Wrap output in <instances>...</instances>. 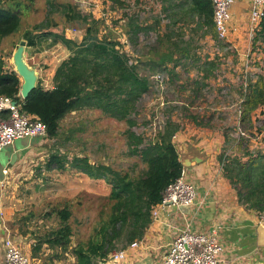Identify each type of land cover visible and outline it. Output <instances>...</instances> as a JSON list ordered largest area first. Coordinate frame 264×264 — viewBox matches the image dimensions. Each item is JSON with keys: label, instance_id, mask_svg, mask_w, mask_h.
<instances>
[{"label": "trees", "instance_id": "trees-1", "mask_svg": "<svg viewBox=\"0 0 264 264\" xmlns=\"http://www.w3.org/2000/svg\"><path fill=\"white\" fill-rule=\"evenodd\" d=\"M109 1L121 6L125 3V0ZM5 3L0 0V45L22 29L21 13L17 8H6ZM165 3L167 5L163 12L169 24L159 40L161 50L158 48L154 51L159 56L155 61L129 64V56L123 52L119 41L99 36L101 22L78 13L70 5L63 7V13L68 22H81L85 25L82 42L77 43L63 34L51 31L49 20L27 30L22 36L28 47H38L51 39L54 44H62L68 50V58L55 71L52 89L46 90L38 83L29 97L22 99L20 77L8 68L7 61L0 56V95L11 98L21 105L23 112L39 118L47 128L49 139L59 136L61 123L67 116L74 112L97 110L109 118L127 122L130 154L139 156L146 166L142 173L132 176L129 172L115 171L110 166L92 164L87 157H75L72 163L56 154L50 157L49 169L56 168L65 172L68 164L74 172L93 180H104L111 187L106 206L108 210L100 212L98 227H94L96 229L87 242L78 243L71 250L76 264H106L114 251L142 240L152 223V209L162 201L168 185L182 174L184 165L173 143V137L181 126L169 120L154 139L145 140L134 131L138 125L137 104L151 92L147 72L162 69L168 63L177 65L178 56H182V59L189 57L192 63L196 62L191 56L195 38L192 37L191 42L185 41L184 30L177 31L174 28L178 22H187V17L193 20L197 16V29L193 32H202L201 36L213 33L216 27L211 0H181L179 4L174 0H165ZM153 19L155 25L150 30L158 32L156 28L161 18L156 15ZM128 23L135 38L149 32L138 17ZM261 27L259 39L264 42V20ZM197 62V70L202 71L204 76L192 84L195 85V93L200 94L206 81L215 77L214 72L220 65L217 61L207 59L202 63L198 59ZM169 73L173 79H179L175 69ZM241 95V99H244L241 104V122L242 125H250L253 113L264 106V78L259 77L255 84L249 86L248 92H242ZM197 119L193 117L197 124L203 125ZM225 145L220 157L224 176L237 192L239 203L264 218V153L259 151L250 154V151L243 148V157L226 155V148L231 145L229 136L226 137ZM244 157H248V160L245 161ZM56 214L59 225L44 235L39 243L48 244L52 249L68 251L73 237V228L69 224L72 217L69 204L66 203Z\"/></svg>", "mask_w": 264, "mask_h": 264}, {"label": "rangeland", "instance_id": "rangeland-1", "mask_svg": "<svg viewBox=\"0 0 264 264\" xmlns=\"http://www.w3.org/2000/svg\"><path fill=\"white\" fill-rule=\"evenodd\" d=\"M4 1L6 2V8H17L22 17L21 31L12 40H8L6 44L0 46V56L5 58L7 66L14 71L13 55L20 42L23 41V34L43 22L49 20L52 24L50 26L51 31L63 34L77 43L82 42L85 35V25L81 22L70 23L67 21L63 13V7L66 5L72 6L82 15L99 20L101 22L99 32L101 38L107 37L112 40L117 38V41L120 42L123 34H126L133 55L125 48H123V52L133 61H137L138 64L149 60L155 61L159 57L154 51L160 48L159 40L164 34L156 33L158 37L156 36L154 40L149 39V35L146 33L140 34L139 38H135L128 23L129 20L131 22L136 18L137 9L134 2L141 4L142 0H125L124 5H117L119 9L126 10L122 11L119 19V21L123 19L124 23L122 24V31L118 34L113 31L115 20L112 14L113 7L110 6L111 2L109 0ZM151 32H155V30ZM201 34L202 32L194 35L195 43L192 46L194 51L191 56L196 62H189V66H187L193 69H197L198 59L202 62L205 61V56H209L207 53L210 52L208 45L201 43L200 40L204 38ZM68 53V50L62 44H54L49 39L38 47L27 46L25 59L29 65L35 67L42 74L46 69L53 67L54 70L59 66ZM170 66L173 67V64L168 63L162 69L149 72L154 74L156 71H161ZM168 74L170 81L165 94L161 95L157 91L151 90L137 104L136 118L138 119V125L134 130L137 135L145 140L154 139L158 132L154 129L159 125H154V123L151 125V123L158 116L163 118L167 116V119L176 120L180 126H185L186 123L191 122V117L195 115L204 116L206 112H208L207 116L215 113L213 118L215 123L225 121L226 125H229L234 120V114L230 111L214 112L213 109H217V106L222 102L230 106L236 104L242 98L241 91L236 89L233 92L226 93L219 90V88H215L213 91L202 90L200 94H196L195 85L192 84L191 80L186 78L176 80L173 79L170 73ZM151 75L149 74L150 77ZM183 86H186V88L183 89ZM165 102L170 103L168 108H166ZM162 104L164 106L161 108ZM227 128L232 131L230 133L231 145L226 148L227 155L243 157V148L250 151V154L259 151L264 153V148H257L255 145L257 143V140H254L256 132L251 125H242V130L247 133L248 137L240 136L238 130H234L232 125ZM128 129L127 122L114 120L97 110H84L67 116L61 123L57 138L49 139L46 137L36 147L35 152L25 156L19 164L16 162L10 167L11 172L6 175L3 192L11 226H15L14 228L20 232L26 229L25 232L31 234L33 239L37 240L38 237L42 239L44 235L57 228L59 220L56 212L63 209L65 204L68 203L72 211V217L69 220V224L73 228L71 246L87 242L96 229L94 227H98L99 223L97 222L100 219V212L103 209L108 210L106 206L111 187L104 180H93L83 174H75L67 166L68 164L66 165L68 169L66 174L56 168L49 169V159L53 154H56L72 163L75 157H87L92 164L110 166L115 171L129 172L132 176H137L146 169V166L139 156L130 154L126 133ZM38 140L39 138L19 139L12 146L0 151V171L3 167H8L9 160L12 157L11 153L14 150L25 149ZM244 160L247 161L248 157H244ZM94 191L97 194L92 193ZM46 245L49 249H52L50 245ZM52 250L54 252L49 258L58 257L59 260H62L61 264L72 263L70 252L62 251L60 253L61 250L59 251L58 248ZM247 263L257 264L252 260Z\"/></svg>", "mask_w": 264, "mask_h": 264}, {"label": "crops", "instance_id": "crops-1", "mask_svg": "<svg viewBox=\"0 0 264 264\" xmlns=\"http://www.w3.org/2000/svg\"><path fill=\"white\" fill-rule=\"evenodd\" d=\"M142 1L148 5L150 4V0ZM174 1L179 4L181 0ZM234 1L231 9L233 31L230 35V40L237 50L233 54H223V52H220L223 49L216 37L215 30L200 40L202 44H206L210 48V52L207 53L209 56H205V58L208 61H217L220 65L218 70L214 72L215 77L208 79L206 86L202 90L213 91L215 88H219V90L224 91L225 88H230L229 91L233 92L238 89L242 94V79L245 77L254 78V76L245 71L248 52L253 48V44L257 42L262 43L263 41L259 39L260 41L253 43L249 38L251 28L249 18L252 0ZM110 2V6L113 7L112 14L115 20L113 31L118 34L122 31V24L124 23L123 19L121 21L119 19L121 18L122 11L126 10L119 9L117 4H114L112 1ZM166 5L165 0H160L157 13V17L161 18V22L157 25L160 34L165 33L169 24V20L166 19L167 15L163 12ZM163 19H166L168 22L162 21ZM186 20L188 21L178 22L174 28L177 31L184 30V40L191 42L195 35L193 30L197 29L198 17H194L193 20L187 17ZM145 23V27L149 29L148 33H150V29L154 28L155 25L154 19H148ZM203 30H206V28H203ZM15 35L5 39L1 45L6 44L8 40H12ZM114 40L117 41V38ZM120 42H122L121 44L125 50L130 51V42L126 34H123ZM130 53L133 55L131 51ZM68 56L69 53L64 60ZM178 59V64L173 65V67L170 66V71L175 69V73L180 80L186 78L194 82L204 76L202 71L187 67L189 66V62L192 63L191 58L182 59V56H178ZM57 67L54 70L52 67L46 69L44 73H40L39 83L44 89L50 90L53 88V77ZM8 68L10 67L8 66ZM251 72L255 73V70L252 69ZM147 73L150 74L149 72ZM259 77L264 78V75H258ZM239 102L232 106L222 102L217 106V109H213L214 112L230 111V113H233L234 120L229 125H226L225 121L215 123L213 119L215 113L207 116L208 112H206L204 116H193L198 118L197 121L202 122L203 125L197 124L193 120V117H191L192 121L186 123L185 126H181L180 131L175 134L173 143L179 154L180 161L183 164H189V166H184L186 179L197 189L196 203L187 214L174 206H169L163 210L159 215V219L152 221L144 238L139 241L140 247L129 248V245L125 248L127 249V255L121 264H162L163 255L167 247L178 236L179 232L187 227L194 232L217 235L219 242L224 247V251L220 255V264H252L247 263L250 260L257 264H264V247L257 245V228L261 223H264V218H261L256 211L249 210L239 203L237 192L224 176L220 163V157L224 153L226 146V137L229 136L230 138V133L232 132L227 127L232 125L234 126V130H237L236 119ZM173 121L176 122V120ZM250 125L255 132H258L257 143L255 145L257 148H264V106L253 113ZM42 141L43 139H39L36 143H32L25 149L20 151L14 150L11 155L18 154L17 164H19L25 156L35 152L36 147ZM3 169H8L11 172V168L9 167ZM3 171L2 169L0 171V264L4 262V243L8 237H11L19 245L23 252L31 258L33 264H61L62 260H59L58 257L54 256L55 259L53 257L49 258L54 250L49 249L46 244L40 245L41 237H38L37 240L33 239L31 234L25 232L26 229L20 232L14 228L15 226H11L3 192V184L6 178ZM67 172L68 169L63 173L66 174ZM75 174L80 175L81 173L75 172ZM92 193L97 194L95 191ZM73 247L75 245L71 246L67 252H70L72 256L71 264H76L75 257L71 253ZM58 250L60 251V248ZM60 253H62V250Z\"/></svg>", "mask_w": 264, "mask_h": 264}, {"label": "built area", "instance_id": "built-area-1", "mask_svg": "<svg viewBox=\"0 0 264 264\" xmlns=\"http://www.w3.org/2000/svg\"><path fill=\"white\" fill-rule=\"evenodd\" d=\"M129 1V0H128ZM214 11V24L216 27V33L219 43L222 45L223 54H233L237 48L232 44L230 35L233 31L232 27V14L231 9L234 5V0H211ZM160 0H150V4H146L143 1L141 4L134 2V6L137 9L136 17L141 23H144L145 27L147 20L154 18L158 13ZM250 34L251 41L257 42L259 40V32L261 31L262 22L264 20V0H252L250 9ZM162 21H166L163 19ZM158 32H150L149 39L154 40L158 35ZM148 35V34H147ZM145 36V35H143ZM255 44L256 47H255ZM253 44V48L248 52V59L246 64V70L249 74L254 76L245 77L241 87L243 92H248L250 85L256 83L258 75H264V43L257 42ZM222 54V53H221ZM129 64L137 65V61H133L129 58ZM254 69L255 73L251 70ZM170 67H166L161 71H158L151 75V90L157 91L159 94H165L168 90ZM206 90V89H205ZM230 88H225L223 92L229 93ZM146 96V95H145ZM144 96V97H145ZM143 97V98H144ZM244 99L239 102L237 111L236 129L240 136L248 137L247 133L242 130V107L241 104ZM167 102V101H166ZM165 106L168 108V104ZM164 104L161 105V108ZM171 120L156 117L152 121L151 125L158 124L154 130L158 132L164 129L166 123ZM157 132V133H158ZM157 135V134H156ZM156 135L154 137H156ZM48 136L47 128L45 124L37 117L31 116L22 111L21 105L14 102L11 98L0 95V151L10 147L16 140L19 139H45ZM252 137V136H251ZM174 138V137H173ZM257 140V132L255 139ZM8 169H4V175H7ZM197 200V189L186 179V170L183 168L181 176L168 185L163 192L162 201L152 209V221L159 219L160 213L169 206L180 208L181 206L195 205ZM140 247V242L136 241L130 245L129 248ZM4 262L3 264H33L31 258L27 256L19 245L11 238L8 237L4 243ZM224 247L219 242L217 235L204 234L200 232H194L190 228H186L179 232L178 236L167 247L162 264H220V255L223 253ZM127 255V249L117 250L111 253L107 260V264H121Z\"/></svg>", "mask_w": 264, "mask_h": 264}, {"label": "water", "instance_id": "water-1", "mask_svg": "<svg viewBox=\"0 0 264 264\" xmlns=\"http://www.w3.org/2000/svg\"><path fill=\"white\" fill-rule=\"evenodd\" d=\"M27 47V42L25 40L21 41L17 50L13 55V64L15 66V72L20 77L22 84L20 95L22 99H26L29 97L30 93L35 90L38 86L40 73L35 68L29 65L25 59V50ZM243 62V59H242ZM18 160V154H14L11 157V160L8 164V167H12ZM184 166H189V164H183ZM5 168V167H3ZM2 168V170H4ZM183 213H189L191 210L190 206H181L179 208ZM257 245L259 247H264V223H261L257 228Z\"/></svg>", "mask_w": 264, "mask_h": 264}]
</instances>
